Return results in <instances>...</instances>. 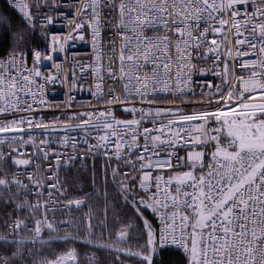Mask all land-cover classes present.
Returning a JSON list of instances; mask_svg holds the SVG:
<instances>
[{"label": "snow or ice", "instance_id": "6c2138e0", "mask_svg": "<svg viewBox=\"0 0 264 264\" xmlns=\"http://www.w3.org/2000/svg\"><path fill=\"white\" fill-rule=\"evenodd\" d=\"M9 2L22 18L13 28L10 17L0 16V31L5 36L11 32L10 51L0 57V147L9 149L0 150V207H11L13 213L27 209V213L0 234V244L9 245V250L0 251V264L23 261L28 241L22 234L34 233L32 243H36L45 226L50 235L58 229L47 215L58 210L55 204L65 196L58 172L61 162L69 167L78 157L47 146L57 143L75 149L78 142L85 145L80 159L104 149L108 160L114 157L131 165L123 173L118 165L113 179L123 177L120 193L143 220L147 233L146 242L135 252L107 243L96 247L115 251L117 260L123 251L138 257L140 264H154L156 254L169 246L182 250L187 264H264V0H77L74 19L68 21L71 30L63 37L52 35L46 53L38 47L29 49L37 25L31 6L59 8L57 0ZM39 23L52 25L56 17L45 15ZM105 29L111 30L107 46ZM89 37L93 59L86 64L77 61L79 79L75 72L71 80L64 73L61 82L69 91L87 90L95 104L103 101V106L75 113L72 118L80 123L61 128L54 126L55 121L36 120L38 94L31 89L43 87L36 78L60 81L62 65L56 54L65 53L69 41L89 42ZM43 61H51L56 72L42 74L38 65ZM88 72L92 83L84 89L81 79L88 83ZM209 74L221 83L194 79ZM193 85L202 89V98H208L188 113L174 101L195 95ZM168 96L171 106L157 103ZM71 102L69 96V107ZM116 105L131 118H118ZM40 106H45L43 101ZM50 128L66 134L44 138ZM35 129L43 130L39 146L32 135ZM72 131L80 135L67 134ZM27 145L33 146L32 153L21 150ZM181 151L185 155H179ZM41 160L48 162L46 168ZM169 171L174 175L166 177ZM24 175L26 180L21 179ZM44 189L48 200L41 201ZM29 192L35 194V204L28 199ZM85 203L83 198H69L67 207L80 209ZM41 208L43 218L34 219ZM145 208L161 221L159 232L144 217ZM106 215L107 208L105 219ZM29 219H34V228L29 227ZM92 219L90 207L81 221L89 243ZM131 227L125 225L117 233V243L126 240ZM57 239L74 242L76 236L69 232ZM12 246L15 251H10ZM76 260L75 249H70L43 264Z\"/></svg>", "mask_w": 264, "mask_h": 264}, {"label": "trees", "instance_id": "16d2710c", "mask_svg": "<svg viewBox=\"0 0 264 264\" xmlns=\"http://www.w3.org/2000/svg\"><path fill=\"white\" fill-rule=\"evenodd\" d=\"M0 16L10 17L12 27L16 28L21 24V20L8 8L3 0H0ZM33 42V38L30 44ZM29 44V45H30ZM11 32L7 36L0 31V56L10 51ZM7 167V166H6ZM105 169L107 175L105 176ZM114 165L111 162H102L99 158L88 160L85 164L74 165L68 169L64 175L65 196L64 200L69 198H83L86 203L80 209L64 207L58 214L71 217L70 225L65 230H59L56 233L43 235L35 249L30 248L29 242L24 248L23 261H17V264H43V261L55 260L57 257L66 254L70 249H75L77 260L73 264H140V260L135 256L124 255L123 251L117 253L112 250L96 247L98 244H110L113 247H121L124 250L137 251L140 245H143L147 239L146 231H143V220L135 215V209L131 203L125 204L124 197L120 193V182L122 176L113 179ZM93 210L91 242L89 236L85 234V224L81 223L86 219L89 208ZM105 208L107 215L105 219ZM144 217L147 218L156 230V221L152 212L143 210ZM27 209L24 213H13L12 208L0 207V234L6 232V225L9 221L15 220L18 216L26 218ZM11 214V219H8ZM32 219L28 220V223ZM103 222V226L102 225ZM122 222V223H121ZM131 225V231L125 241L116 242L117 233L125 225ZM79 227V231L75 229ZM73 233L76 236L74 242H65L63 237L67 233ZM27 239L29 234H22ZM109 235L111 240H109ZM14 237L9 236L12 240ZM9 250L8 244H0V251ZM15 251V246L10 248ZM95 257V259H92ZM154 264H186L185 258L177 251L164 248L160 250L155 258Z\"/></svg>", "mask_w": 264, "mask_h": 264}, {"label": "built area", "instance_id": "2783aa9c", "mask_svg": "<svg viewBox=\"0 0 264 264\" xmlns=\"http://www.w3.org/2000/svg\"><path fill=\"white\" fill-rule=\"evenodd\" d=\"M3 1L8 6V8L21 20L22 14L19 12V10L14 9L12 7V4L9 2V0H3ZM26 2H28V0H20V3H26ZM57 3L60 5L59 8H51L50 5L47 7L37 8L35 4H32L31 11L35 16V19L37 20V25H36L35 32L32 34L33 42L29 45V49L38 47L40 50L46 53L48 51V45L50 44L52 35L55 34V35H59L63 37L71 30L70 27L68 26V21L74 19L75 11L79 7L77 0H57ZM45 15L55 16L56 23L52 25L42 26L39 23V21ZM110 31H111L110 29H105V45L106 46L108 45L110 38H111ZM153 34L154 33L152 32L148 33V35H153ZM201 51H203V49H201ZM8 53L1 55L0 57H5L8 55ZM92 59H93V53H92V47L90 44V37H89V42H81L79 40L69 41L68 45L66 46L65 53L56 54V62L62 65L60 81H57L55 83L45 82L43 79V76L38 77L36 78L37 85H43V87L40 88L38 86H33L31 89V91L37 92L38 94V100L34 104V108L36 109L34 112V118L36 120L43 119L45 124H50V122L55 121L56 123L54 126L56 128H61L63 127L65 123L72 124V125L80 123L79 120L72 118L75 113L90 111L92 108H99L103 106V101H101L100 104H95V98L92 97L91 94L87 90L73 89L72 91H69L66 83L61 82L64 80V73H68V79L71 80L72 73L75 72L76 77L79 79L82 76V73L79 71V68L76 66L77 61L81 62V64H86L90 62ZM104 62L107 63V60H105ZM209 66L210 65L208 64L203 65V67L205 68ZM28 67L29 68L33 67L31 54H29L28 56ZM38 67L42 74L56 72V69L52 67L51 61H43L40 65H38ZM236 71L239 73L240 69L237 68ZM87 79H88V83H85L84 80L81 79V84L84 89H87L88 84L92 83L90 72L87 73ZM194 79L201 80V81L202 80L214 81L217 85L221 83V80L219 78L211 74L205 77H201L197 75L196 77H194ZM106 83L111 85V81H106ZM173 87H175V81L173 82ZM193 88L195 89V95H193L192 93H188L186 99L174 101L175 104L181 105L183 110L188 113H191L192 111L195 110L193 107L194 104L198 103L201 99L208 98V97L202 98L199 95V92L202 89H196L195 85H193ZM203 90L207 91V89H203ZM69 96L72 97V102H71L70 107L68 106ZM21 99L22 100L24 99L23 95L21 96ZM105 99H107V97ZM41 101H43V104L45 105L44 107L40 106ZM29 102L30 103L32 102L30 97H29ZM171 102H172V97L168 96L166 100H159L157 103L162 107H168V106H171ZM115 114L120 119H130L131 118L127 114L122 113L119 105L115 106ZM23 115H28V113H23ZM42 132L43 130L41 129H35L32 131V135L36 138L37 146H39V141L41 139ZM65 134H66L65 132H61V131H51V128H50L48 132L44 133V138L51 136L53 139H56L58 137H63ZM67 134L74 136V137H78L80 135L78 131H72ZM25 138L27 139V134L25 135ZM92 143L95 144V140H93ZM47 147L54 148L57 150V152H60V153H65V154L75 153L78 157L75 161L71 162V165L69 167H65L63 165V162H61V167L58 172V176H59L60 181L63 183L64 188H65L64 175L68 171V169L74 165L81 166L85 164L88 160L93 159V158H99L100 160L109 161L113 163L114 169L117 168V166L119 165L121 173L131 169V165H125L122 161H117L114 157L111 160H108L103 155L104 149H101L97 153H89L88 158L86 160L80 159L79 157L85 151V145L82 142H78L77 147L75 149L72 148L70 145L65 148L62 145L57 144V143H53L51 145H48ZM0 150L4 152L9 151L7 147H0ZM21 150L27 151L28 153H32L34 149L32 145H27L25 146V148ZM179 155L183 156L185 155V153L181 151ZM8 163L10 164L11 161H9ZM40 163L43 167L45 168L47 167L48 162L41 160ZM51 163L53 164V166H55V157H52ZM20 171L23 172V168H21ZM29 171H33V169H29ZM137 174L138 173H133V175H137ZM167 175H173V173L169 171L166 173V177ZM21 179L26 180L27 179L26 175L21 176ZM136 187H137V191L142 193V190L139 189L138 183ZM43 191H44V194L40 197V199L41 201H46L48 200V195H47L48 190L44 189ZM20 195H21V198H23V191H21ZM53 196L59 197V193L54 192ZM28 199L33 204L37 202L36 196L33 192H29ZM67 201L68 200H64L62 197H60L59 203L55 204V207L58 210L55 212H49L47 214L48 219L53 220V222L59 226L58 229L52 233H56L59 230H65L70 225V223L67 225L63 223V221H66V220L71 221V217L69 215L65 214L64 216L60 218L58 214L64 207H67ZM49 207H53V204H49ZM73 208L75 207L73 206ZM144 210L152 212L151 209L149 208H145ZM43 216H44V211L41 208L37 210V213L34 219H42ZM154 217L156 221V231L159 232L160 228L163 225L161 224V221L156 216ZM34 219H32L30 223H28L29 227L31 228L35 227ZM13 221L14 220H11L7 224L12 223ZM85 227H86V224H85ZM75 232H77V229H75ZM28 234H29L28 242H29L30 248L35 249L36 244L38 242L32 243L34 233H28ZM46 234H49V230L45 226L41 231V237ZM85 234L86 236H89L87 232H85ZM166 248H170V249H173L179 252L185 258L186 264H187V257L184 255L182 250H179L175 248L174 246H169Z\"/></svg>", "mask_w": 264, "mask_h": 264}, {"label": "rangeland", "instance_id": "374dc122", "mask_svg": "<svg viewBox=\"0 0 264 264\" xmlns=\"http://www.w3.org/2000/svg\"><path fill=\"white\" fill-rule=\"evenodd\" d=\"M102 162H109V161H103V160H102ZM184 170L186 171L187 169H184ZM173 175H174V174H173Z\"/></svg>", "mask_w": 264, "mask_h": 264}, {"label": "crops", "instance_id": "0c3cea01", "mask_svg": "<svg viewBox=\"0 0 264 264\" xmlns=\"http://www.w3.org/2000/svg\"><path fill=\"white\" fill-rule=\"evenodd\" d=\"M174 174V173H173Z\"/></svg>", "mask_w": 264, "mask_h": 264}]
</instances>
